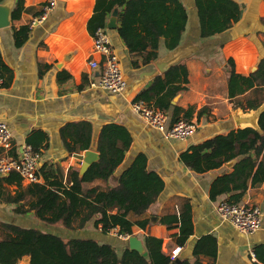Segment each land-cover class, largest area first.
Listing matches in <instances>:
<instances>
[{
	"label": "crops",
	"instance_id": "obj_1",
	"mask_svg": "<svg viewBox=\"0 0 264 264\" xmlns=\"http://www.w3.org/2000/svg\"><path fill=\"white\" fill-rule=\"evenodd\" d=\"M50 1L25 0L26 10L21 17L11 19L9 26L0 29L2 61L12 76L11 83L0 89V119L9 126L13 136L9 154L19 156L23 147L28 145V138L35 132H41L47 140L44 142L45 148L41 150L39 170L44 163H50L59 166L67 178L72 169L80 171L84 152L81 156L68 152L61 135L62 129L71 124L89 123L93 130L91 150L97 152L102 128L108 124H118L132 137L124 163L108 183L96 180L88 187L115 185L121 172L138 155L147 157L148 169L162 178L164 190L143 217H132L133 221H151L146 230L134 226L133 235L143 244L146 235L161 239L163 252L167 255L179 247L181 250L177 258L191 261L195 259L193 254L198 241L213 236L218 246L215 264H257L251 260L249 252L264 246V216L261 229L254 235L246 236L220 217L217 206L224 201L256 205L264 215V183L260 187H252L249 183L239 201L233 199L239 193L235 190L213 199L211 190L214 182L232 173L237 160L219 169L196 173L182 163L181 155L209 139L237 130L232 113L238 102L246 105L252 92L234 99L229 97L227 62L233 60L236 72L245 76L257 70L258 63L264 58V0H233L241 8L240 21L223 34L207 39L201 38L196 1L179 0L188 14L180 45L187 43L193 51L179 63L187 67L189 82L173 99L167 114L170 125L179 119L187 120L184 116L191 114L189 120L197 124V130L187 142L166 139L132 110V103L140 94L148 90L157 77L165 75L155 73L154 66L157 60L172 52L166 49L164 39H160L158 59L144 65L141 57L130 54L121 39L118 32L121 25L119 15L115 30L108 29L113 14L109 16L105 28L120 59L126 81L125 91L112 95L93 86L103 74L104 61L95 52L93 36L88 31V22L97 0H55L56 6L47 17L33 24L42 18ZM214 1L224 3L226 0ZM16 4L17 0L0 2V6H7L11 13ZM162 6L168 7L169 2L164 0ZM122 10L118 9V13ZM22 27H28L30 33L26 43L17 47L14 33ZM91 61H98L99 67L92 69ZM176 108L180 109V113L175 115ZM39 178L38 183H43L44 180ZM22 182V188L30 184ZM2 188L12 195L19 189L17 185L7 184H3ZM3 200L0 197V239L9 234L6 226H15L40 229L65 240L95 239L115 249L112 243L117 242L122 250L128 245L127 240L116 237V231L108 236L102 235L95 228L94 221L82 230L66 229L60 225L46 226L36 219L34 213L20 215L16 213L14 205L6 204ZM186 205L192 218L193 234L185 245L178 246L174 236L178 230H169L160 224V220L165 216L179 215ZM64 233L69 238L66 239ZM121 248L119 253H122ZM201 260L206 264L209 262L205 257Z\"/></svg>",
	"mask_w": 264,
	"mask_h": 264
},
{
	"label": "trees",
	"instance_id": "obj_2",
	"mask_svg": "<svg viewBox=\"0 0 264 264\" xmlns=\"http://www.w3.org/2000/svg\"><path fill=\"white\" fill-rule=\"evenodd\" d=\"M3 0H0L2 2ZM164 0H97L93 16L88 22V31L94 36L99 28H105L108 18L118 9L121 25L118 29L130 54L142 58L148 65L158 59L160 39H164L168 51L180 46L186 30L188 14L179 0H167L169 6L163 8ZM198 9L201 38L207 39L223 34L241 18V8L233 0L218 3L214 0H195ZM25 0H17L12 12V20H17L26 10ZM164 9V10H162ZM30 30L22 27L15 31L14 41L22 47L28 40ZM229 68L228 92L231 99L248 91L252 96L246 105L238 102L237 108L252 111L264 103V58L257 70L247 76L235 70L233 60L227 62ZM139 67V64L135 63ZM0 75L7 87L12 76L3 64L0 53ZM189 72L184 64L175 65L164 76L157 77L152 86L141 93L136 101H144L151 107L168 113L173 99L188 81ZM184 84V85H183ZM180 109H175V115ZM190 121L191 114L184 116ZM261 132L252 128L236 130L228 135L216 136L181 155L182 163L196 173L219 169L237 160L233 172L219 177L213 184L211 197L239 191L233 199L239 201L248 189L260 187L264 183V113L259 119ZM92 126L89 123L71 124L61 131L65 146L70 154L80 155L92 149ZM46 135L32 134L27 142L33 150L41 154L45 148ZM132 145L129 132L118 124L105 125L99 135L96 147L100 161L94 163L83 177L79 170L72 169L67 178L56 165L44 163L39 170L43 183H31L22 188V178L12 172L0 178V197L4 203L14 205L16 213H34L36 219L46 226L60 225L66 229L82 230L94 221L96 229L108 236L113 231L118 235H133V227L142 230L150 225L148 219L141 218L158 201L164 190V181L148 169V159L138 155L132 164L123 170L117 183L106 188L88 187L89 183L101 180L108 183L121 168ZM82 159V157H79ZM17 185L15 195L3 191L2 185ZM160 224L169 230H178L174 236L178 246L185 245L193 234V223L186 205L179 215L162 217ZM9 234L0 239V264H19L23 257L30 258V264H206L201 258L209 259L207 264H215L218 246L215 237L206 236L194 248V260L171 259L163 252V241L146 235L144 244L148 257L131 251L128 247L119 253L112 245L95 239L65 240L53 233L36 228L6 226ZM258 261L264 264V246L254 250Z\"/></svg>",
	"mask_w": 264,
	"mask_h": 264
},
{
	"label": "built area",
	"instance_id": "obj_3",
	"mask_svg": "<svg viewBox=\"0 0 264 264\" xmlns=\"http://www.w3.org/2000/svg\"><path fill=\"white\" fill-rule=\"evenodd\" d=\"M55 6L56 1L51 0L50 4L45 7L42 18L39 21H34L33 24L44 20ZM93 45L95 52L103 57L104 60L103 74L93 86L112 95L123 93L126 89L124 73L106 28H99L95 32ZM90 66L92 69H97L99 62L91 61ZM3 85L4 79L0 75V89H3ZM132 110L149 127L162 133L168 140L187 142L197 130L195 122L185 119H179L170 125V119L166 112L151 107L144 101H134ZM12 141L13 136L9 126L0 119V178L16 172L23 181H27L30 184L37 183L40 179L38 176L41 161L40 155L31 146L26 145L19 156H11L9 150L11 149ZM217 212L224 221L230 223L238 232L246 236L254 235L262 227L264 215L259 206L224 201L217 206ZM115 235L124 240H128L130 237L128 235H118L117 232ZM180 250L181 248L178 247L170 254L172 260L178 257ZM249 255L253 262L261 264L258 262L254 251H250Z\"/></svg>",
	"mask_w": 264,
	"mask_h": 264
},
{
	"label": "water",
	"instance_id": "obj_4",
	"mask_svg": "<svg viewBox=\"0 0 264 264\" xmlns=\"http://www.w3.org/2000/svg\"><path fill=\"white\" fill-rule=\"evenodd\" d=\"M13 12V11H12ZM117 15L118 11L113 13V17L110 19L108 23L109 30H115L117 28ZM12 19V13L7 6H0V29L7 27L10 25ZM191 46L189 44H183L177 47L172 52L168 53L165 57L157 60L154 63L156 68L155 73L159 72L160 74H166L169 70H171L175 65L179 64L181 61L188 57V54L193 51L191 50ZM257 69V68H256ZM255 69V70H256ZM154 73V74H155ZM153 74V75H154ZM264 113V103L252 111H243L241 108H237L233 111L232 117L234 124L237 130H243L246 128H252L258 132H261L259 127V119L261 115ZM100 161V155L92 150H88L84 152L82 165L80 168V177H83L84 174L88 171V169L96 162ZM232 164L230 163L229 166ZM128 247L131 251H135L141 254L143 257H148V251L146 250L143 242L138 239V237L132 235L127 240ZM21 264H30V258L28 256L22 258Z\"/></svg>",
	"mask_w": 264,
	"mask_h": 264
},
{
	"label": "rangeland",
	"instance_id": "obj_5",
	"mask_svg": "<svg viewBox=\"0 0 264 264\" xmlns=\"http://www.w3.org/2000/svg\"><path fill=\"white\" fill-rule=\"evenodd\" d=\"M75 235L78 236L79 233L76 232ZM83 235H86V234H83ZM64 236L66 237V239L69 238V236H68L67 234H65V233H64ZM116 237L118 238V236H116ZM116 237H115L114 239L117 240ZM94 238H95V237H94ZM112 244L115 245V246H116V250H117L118 252H120V248H121V247L119 246V244H118L117 242H116V243H112ZM121 251H123L122 248H121Z\"/></svg>",
	"mask_w": 264,
	"mask_h": 264
}]
</instances>
